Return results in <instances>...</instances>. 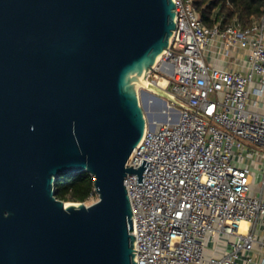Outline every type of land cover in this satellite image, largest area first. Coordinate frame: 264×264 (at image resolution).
<instances>
[{
  "label": "water",
  "instance_id": "1",
  "mask_svg": "<svg viewBox=\"0 0 264 264\" xmlns=\"http://www.w3.org/2000/svg\"><path fill=\"white\" fill-rule=\"evenodd\" d=\"M175 0H0V264H137L125 179L143 139V94L170 47ZM99 199L64 202L61 174Z\"/></svg>",
  "mask_w": 264,
  "mask_h": 264
},
{
  "label": "built area",
  "instance_id": "2",
  "mask_svg": "<svg viewBox=\"0 0 264 264\" xmlns=\"http://www.w3.org/2000/svg\"><path fill=\"white\" fill-rule=\"evenodd\" d=\"M175 1L170 47L148 80L165 78L177 102L148 119L126 164L150 161L143 185L125 179L137 264H264V8L249 26L208 27L192 0Z\"/></svg>",
  "mask_w": 264,
  "mask_h": 264
},
{
  "label": "trees",
  "instance_id": "3",
  "mask_svg": "<svg viewBox=\"0 0 264 264\" xmlns=\"http://www.w3.org/2000/svg\"><path fill=\"white\" fill-rule=\"evenodd\" d=\"M192 1L198 16L208 27L214 26L222 17H225V22L238 17L249 26L261 17L264 8V0ZM55 194L64 202L86 203L96 195L94 178L86 172H65L56 182Z\"/></svg>",
  "mask_w": 264,
  "mask_h": 264
},
{
  "label": "bare ground",
  "instance_id": "4",
  "mask_svg": "<svg viewBox=\"0 0 264 264\" xmlns=\"http://www.w3.org/2000/svg\"><path fill=\"white\" fill-rule=\"evenodd\" d=\"M159 59H160V57L158 58V60ZM158 60H157V62H158ZM156 84L159 88L163 89L165 84H166L165 78H160L159 82ZM142 97L144 98V104H145L146 108L149 109V118L148 119L151 122H153L155 120V117H157V116L158 117L163 116L165 118V116H164L165 111H166L165 102L150 98V96H148L147 94H143ZM246 226H247V223L245 221H243L241 223L242 232L245 231Z\"/></svg>",
  "mask_w": 264,
  "mask_h": 264
},
{
  "label": "rangeland",
  "instance_id": "5",
  "mask_svg": "<svg viewBox=\"0 0 264 264\" xmlns=\"http://www.w3.org/2000/svg\"><path fill=\"white\" fill-rule=\"evenodd\" d=\"M170 69L169 70H171V67H169ZM155 73H152V75H151V77H150V81L152 82V81H154V80H156V77H155ZM161 77V76H160ZM141 102H142V105H143V107H144V109H145V112H146V114H147V116L149 117V109H147L146 108V106H145V104H144V98L143 97H141ZM149 108V107H148ZM158 117V116H157ZM155 117V120L154 121H158V122H162V121H164V117L163 116H160V117ZM98 199H99V197H98V195L96 194L95 196H93L89 201H87L86 202V204L87 205H92V204H94L95 202H97L98 201ZM210 250V249H209Z\"/></svg>",
  "mask_w": 264,
  "mask_h": 264
},
{
  "label": "crops",
  "instance_id": "6",
  "mask_svg": "<svg viewBox=\"0 0 264 264\" xmlns=\"http://www.w3.org/2000/svg\"><path fill=\"white\" fill-rule=\"evenodd\" d=\"M219 63L222 65V66H225L227 69H235L236 68V65H232V64H229V62H226V61H219Z\"/></svg>",
  "mask_w": 264,
  "mask_h": 264
}]
</instances>
